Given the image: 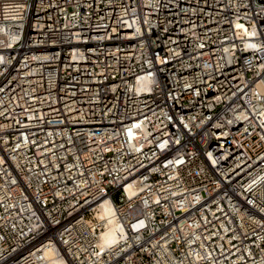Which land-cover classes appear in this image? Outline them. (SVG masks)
Wrapping results in <instances>:
<instances>
[{"label":"built area","instance_id":"2783aa9c","mask_svg":"<svg viewBox=\"0 0 264 264\" xmlns=\"http://www.w3.org/2000/svg\"><path fill=\"white\" fill-rule=\"evenodd\" d=\"M20 22L0 264H264V0H30ZM106 201L126 238L101 251Z\"/></svg>","mask_w":264,"mask_h":264},{"label":"bare ground","instance_id":"6f19581e","mask_svg":"<svg viewBox=\"0 0 264 264\" xmlns=\"http://www.w3.org/2000/svg\"><path fill=\"white\" fill-rule=\"evenodd\" d=\"M30 0H0V30L3 28H14L21 26L23 17L26 15ZM19 25V26H18ZM134 189L129 187V194L134 193ZM95 218L101 222V229L97 247L103 251L106 248L115 247L126 238L123 225L118 221L113 205L106 201L101 204V208L96 212ZM43 259L46 264H68L66 260L57 255L53 246L42 250Z\"/></svg>","mask_w":264,"mask_h":264}]
</instances>
